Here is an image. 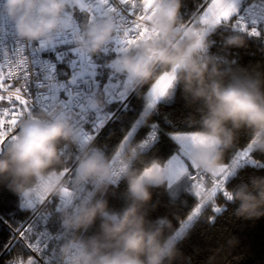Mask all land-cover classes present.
<instances>
[{
    "label": "clouds",
    "instance_id": "1",
    "mask_svg": "<svg viewBox=\"0 0 264 264\" xmlns=\"http://www.w3.org/2000/svg\"><path fill=\"white\" fill-rule=\"evenodd\" d=\"M72 6L81 13L92 8L89 0H3V12L17 36L30 42L51 43L56 34L71 30L75 21L67 10ZM182 7V0H152L148 31L110 63L128 92L163 74L173 78L170 95L182 90L193 109L188 119L199 125L190 159L201 172L211 174L225 166V154L235 147L241 131L250 135L253 150L264 153V73L218 59L211 51L213 33L199 24H186ZM140 9L143 14V5ZM118 27L111 13L90 19L81 26L76 46L98 55L114 41ZM223 40L225 48L246 43L242 34ZM89 103L93 109L105 106L100 96L90 97ZM144 105L139 118L147 124L157 109L148 107L147 98ZM74 146L77 152L66 151ZM144 150L140 141L125 135L106 152L91 141L85 143L82 129L67 114L40 112L24 119L0 152V183L26 207L28 201L59 197L71 187L59 213L62 227L71 234L59 249L66 264H177L181 253L175 237L183 222L177 219L174 224L167 215L150 218L151 189L166 185L167 162L155 160L138 168ZM69 161L74 168L66 177L62 173ZM232 169L238 172L235 164ZM121 181L126 185L123 204L113 209L107 195ZM230 194L237 217H264V176L250 177ZM200 198L208 200L207 194ZM90 229L95 230L87 234Z\"/></svg>",
    "mask_w": 264,
    "mask_h": 264
},
{
    "label": "snow or ice",
    "instance_id": "2",
    "mask_svg": "<svg viewBox=\"0 0 264 264\" xmlns=\"http://www.w3.org/2000/svg\"><path fill=\"white\" fill-rule=\"evenodd\" d=\"M90 2L92 4V10L89 13L90 19L95 18L94 12L104 16L108 13L114 15L117 11L115 7L109 6V0H99L98 4L95 3V0H90ZM151 3L152 0H140V3H137V0H119V5L123 6L126 12L125 16L120 17L124 26L120 28L114 39L118 54L129 50L148 31L146 27V15ZM185 3L186 0H182V4ZM141 5L144 7V13L137 16ZM196 5L198 7H192L191 11L187 13L184 7H182V18L184 21H187L186 24L188 25H203L207 31L213 33L209 38L215 42L213 47L219 49L216 53L218 59L224 60L225 56H227L228 59L225 62L231 61L233 66L238 64V59L233 60L231 58L234 50L237 48L224 47L223 38L228 35L242 34L245 39L264 37V0H242V2L241 0H196ZM193 13H195V16H193ZM189 17L192 18L190 19ZM196 17H199V19L197 20ZM5 24H7V21L0 18V25ZM17 54L18 52L14 54L13 58H10L7 51H5L4 59L0 61V101L7 100L9 104V107L4 108L3 112L0 113V152L3 151L7 143L15 135L21 122L33 115L29 111L27 99L21 95L22 89L20 87L15 88L13 99V94L10 92L13 85L6 84V80L16 79L18 81L20 79L16 75V68L20 67L22 69L24 61L17 63L15 60ZM236 55L238 56V54ZM5 69H7V74H5ZM172 83L173 78L168 74H163L150 85H143L135 91L128 92L124 90L125 85L123 82V89L120 91L122 103L121 107L117 110L118 115L116 118L119 119L123 115L125 109L123 102L129 100L130 97L136 96L138 92L142 95V99H148V107L157 109L155 115H159L158 106L172 101V96L170 95ZM142 110H146L144 103H141L138 118L127 134V137L130 139L133 133L137 131L138 126L142 129L146 125L139 118ZM4 117H8L7 124ZM196 126L199 128L198 124ZM91 139V136L83 138L85 143ZM156 139L157 125L152 123L149 125L146 138L140 142L142 147L148 148L150 143ZM172 139L179 144V152L167 160L164 171L167 177L169 194L174 199L187 191L188 193H194L195 197L207 194L208 200L214 203L218 195L222 196L226 203L231 202L230 190L232 188H228L227 184L231 183V179L237 176V172H234L232 169L233 164H235L238 170L248 166L264 170V160H257L253 155L252 142L250 135L247 133L245 136L246 146L241 151L234 153L230 164L225 163L224 167L211 173V177L213 178L212 187L205 192L204 173L190 159L192 146L197 140V131H193L191 134H177ZM73 168L74 163L71 164V170L69 167H66L62 174L70 177L71 174L69 175V173H72ZM191 170H194V172ZM71 191V187L69 186V188L64 189L59 197H50L43 202L36 200L28 201L27 207L22 205L19 202L20 198L17 197L15 210L11 211L8 215L0 213V223H3L4 219L15 217L22 208L27 216L25 221L27 226L18 228L17 232L13 234L11 243L7 244V248L3 244H0V250H3L4 255H8L9 250H12L14 246L21 247L22 258L16 262H12V264H66L59 257V244L66 238V234L59 226L58 216L71 196ZM38 204L40 207H37ZM46 205L51 206V211L42 213L41 208ZM204 207L205 203L200 200L192 208L190 214L187 215L180 225L176 233V239L182 240L184 232L193 226ZM29 210H31L30 214H28ZM210 210L216 214L221 213L223 208L219 204H215ZM17 236L20 239L17 240ZM61 237H63V240H61ZM26 240L27 243L25 242ZM24 253L28 254L26 260L23 258ZM35 253H39L40 255L37 256Z\"/></svg>",
    "mask_w": 264,
    "mask_h": 264
},
{
    "label": "trees",
    "instance_id": "3",
    "mask_svg": "<svg viewBox=\"0 0 264 264\" xmlns=\"http://www.w3.org/2000/svg\"><path fill=\"white\" fill-rule=\"evenodd\" d=\"M183 7L187 13L191 11L192 7L198 6L196 0H186ZM68 11L73 14L76 29L81 33V26L89 22L87 15L76 10L75 6L69 7ZM194 15L195 13H193ZM184 22L187 23V21ZM245 40V45L235 49L231 57L233 60L238 59V64L234 67L264 73V37H250ZM211 51L216 54L219 49L212 47ZM117 55L119 54L116 50V44L112 47H106L98 55H92L95 63L92 77L99 88L96 96L102 97L105 105L103 108L108 111H113L121 102L118 97L109 100L107 99L108 94H104L105 87L114 86L115 83L120 90L123 88L124 78L114 72L110 63ZM224 59L227 61L228 57L225 56ZM227 63L233 66L231 61ZM149 84L150 82L145 86ZM141 103H145V99H142L139 92L128 100L123 115L119 119L116 116L99 135L97 145L100 148L106 152H112L115 149L138 118ZM29 111L32 114L38 113L35 110ZM192 111L193 109L186 104L182 90L177 88L170 103L158 106L159 115H154L152 120L142 129L137 127V131L131 138L135 141L140 140L146 134L149 125L152 123L157 125L159 131L158 140L153 146L144 150L141 161L136 165L138 168L155 160L163 162L177 151V143L171 137L173 131L199 130L197 124L188 119ZM246 134L244 131L239 133L235 147L225 154V163L231 162L234 153L246 146ZM253 155L257 160H264V153L260 151L254 150ZM253 176H264V170L255 169L251 166L238 170L237 176L231 179V183H228L227 187L234 188ZM125 188V183L121 181L118 186L109 190L107 199L110 207L119 209L122 206ZM151 191L150 218L155 219L158 216L167 215L174 224L177 223V219L183 222L192 208L201 200L200 197H195L194 193L187 191L174 199L169 194L167 184L164 187L153 188ZM215 204H219L223 208L221 213L214 214L210 210ZM16 205L17 195L6 184L0 183V213L8 215L15 210ZM235 209V203H226L223 197L219 195L215 198V203L206 200L205 207L198 219L178 244L181 256L178 258L177 264H264V217L244 219L235 215ZM25 217L24 210L21 209L15 217L4 219L3 223H0V244L5 245L7 243L13 230L19 226ZM94 230L90 229L87 234H91ZM230 241L232 243H229ZM21 253V247L14 246L8 255L0 256V264H10V259L13 256L22 258ZM27 255L24 253L23 258L25 259Z\"/></svg>",
    "mask_w": 264,
    "mask_h": 264
},
{
    "label": "built area",
    "instance_id": "4",
    "mask_svg": "<svg viewBox=\"0 0 264 264\" xmlns=\"http://www.w3.org/2000/svg\"><path fill=\"white\" fill-rule=\"evenodd\" d=\"M89 3L91 4L90 0ZM95 3L98 4L99 0H95ZM137 3H140V0H137ZM109 6L117 9L113 16L118 23L119 32L120 28L124 26L120 17L125 16L126 9L119 5V0H109ZM89 13L85 14L90 21ZM140 14H142L141 9L138 10L137 16ZM93 15L95 17L94 20H99L103 17V15L95 12ZM0 18L7 21V24L0 25V61H3L5 51H7L10 58H13L14 54L18 52L15 56L16 62L24 61L22 69L20 67L16 68V75L20 79L18 81L16 79L6 80V84L13 85L10 89L13 99L15 88L20 87L22 89L21 95L27 99L29 110H35L38 113L56 110L67 114L71 117L73 125L82 129V139L85 136H91L92 146L99 147L97 145L99 135L117 116V110L121 107L122 102L113 111H108L104 108L93 109L91 107L89 99L96 96L99 88L92 75L86 74L84 69H94L95 63L92 55L84 53L80 48L72 47L76 44L77 35L80 34L76 29L75 23L71 30L58 33L51 43H45L41 41L30 42L17 36L11 21L3 12V0H0ZM120 35L122 38V32ZM114 44L115 40L108 47H112ZM5 74H7V69H5ZM107 91L104 92L105 95L112 93L111 90ZM127 102L128 100L124 101L123 104L125 105ZM7 107H9L7 100L0 102V113ZM4 119L7 124L8 117H4ZM158 137L159 131L157 128V139L151 142L148 148L154 145ZM144 138H146V134L138 141ZM148 148H145V150ZM66 151L75 153L78 148L74 146ZM71 164L72 161L67 162V167L70 170ZM191 171L194 172V170ZM212 180L211 174L204 173L205 192L211 189ZM37 207H40V205L38 204ZM47 211H51L50 205L41 208L42 213ZM30 213L31 210H29L28 214ZM26 219L27 216L13 230L9 240L4 245L5 248H7L8 243H11L13 234L17 232L18 228L27 226L25 223ZM58 222L60 228L66 234L64 240L61 237L63 241L59 244L60 249V245L68 240L71 234L64 230L59 216ZM16 239L20 238L17 236ZM25 242L27 243V240ZM2 255H4L3 250L0 252V256ZM35 255L39 256L40 254L35 253ZM18 260V257L13 256L10 259V264Z\"/></svg>",
    "mask_w": 264,
    "mask_h": 264
},
{
    "label": "rangeland",
    "instance_id": "5",
    "mask_svg": "<svg viewBox=\"0 0 264 264\" xmlns=\"http://www.w3.org/2000/svg\"><path fill=\"white\" fill-rule=\"evenodd\" d=\"M241 2H242V0H241ZM195 16V15H194ZM196 19L198 20L199 19V17H196ZM201 26H203V25H201ZM115 45V44H114ZM72 47H77L76 46V44L75 45H73ZM78 48V47H77ZM79 49V48H78ZM84 72L86 73V74H89V75H93V73H94V70L93 69H84ZM154 82V81H153ZM153 82H150V84L151 83H153ZM149 84V85H150ZM116 85H117V83H115L114 84V86H109L108 88L107 87H105V89H104V92H108L107 90H111L112 91V93H110V94H108V96H107V99H109V100H112V99H116V97H118V99H120V89L118 88V87H116ZM121 100V99H120ZM132 128V126L130 127V129ZM129 129V130H130ZM129 130H128V132H129ZM128 132L126 133V135L128 134ZM193 131H173L172 133H171V137H173L174 135H177V134H181V135H183V134H191ZM134 134V133H133ZM124 138V137H123ZM122 138V139H123ZM132 138V137H131ZM122 141V140H121ZM176 142V141H175ZM177 143V142H176ZM177 146H178V149H177V151H175L174 153H172L165 161H163V162H161V163H166L167 162V160L168 159H170L173 155H177L178 154V152H179V144L177 143ZM241 151V150H240ZM167 184V183H166ZM19 259H21V258H19ZM27 259V257L25 258V260Z\"/></svg>",
    "mask_w": 264,
    "mask_h": 264
}]
</instances>
